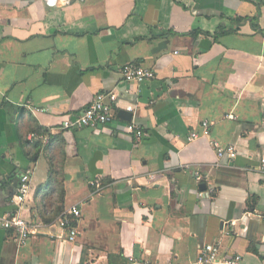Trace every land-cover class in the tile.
<instances>
[{
	"label": "crops",
	"instance_id": "obj_1",
	"mask_svg": "<svg viewBox=\"0 0 264 264\" xmlns=\"http://www.w3.org/2000/svg\"><path fill=\"white\" fill-rule=\"evenodd\" d=\"M128 64L155 78L125 82ZM107 93L111 123L61 130ZM263 157L264 0H0V219L34 226L25 245L0 228V264H189L216 243L264 264Z\"/></svg>",
	"mask_w": 264,
	"mask_h": 264
},
{
	"label": "built area",
	"instance_id": "obj_2",
	"mask_svg": "<svg viewBox=\"0 0 264 264\" xmlns=\"http://www.w3.org/2000/svg\"><path fill=\"white\" fill-rule=\"evenodd\" d=\"M49 7L55 8L59 5L60 0H44ZM121 74L123 80L127 83L141 84L145 81L152 80L155 78L154 72L147 67L128 64L125 65ZM117 101V96L114 93L99 94L97 95L91 104L79 114H74L67 117L60 128L62 131H69L75 129H90L95 130L100 126L111 123L114 118V104ZM32 112H43L42 109L29 106ZM204 128L208 127V123L203 124ZM127 132L134 134L136 139L140 141L144 134L134 124L127 126ZM199 134L193 132L190 135L189 140L197 139ZM29 144L33 145L36 142L48 144L50 141V134L47 132L43 133H31L27 137ZM218 157L223 158L225 156L230 159H235L237 151L235 146H229L226 148H218ZM259 171L264 176V157L260 160ZM197 178L200 180L201 175L196 173ZM30 177L28 174L22 177L21 182L17 189V195L15 202L17 205H22L30 191ZM81 215L78 207H72L67 213L64 214L58 220L59 226L62 230H65V235L60 237L62 243H75L78 237V230L72 222V218L78 219ZM33 225L18 215H8L5 218L0 219V228L4 230L12 231L16 241L19 245H25L32 236ZM87 264V263H86ZM91 264V263H88ZM189 264H242V258L240 256H227L221 254V244H210L204 245L200 251L197 259L193 263Z\"/></svg>",
	"mask_w": 264,
	"mask_h": 264
},
{
	"label": "water",
	"instance_id": "obj_3",
	"mask_svg": "<svg viewBox=\"0 0 264 264\" xmlns=\"http://www.w3.org/2000/svg\"><path fill=\"white\" fill-rule=\"evenodd\" d=\"M123 116H125V117H130L131 116V114L130 113H128V112H124V114H123ZM201 188H202V190H206V188H207V186L206 185H202L201 186Z\"/></svg>",
	"mask_w": 264,
	"mask_h": 264
},
{
	"label": "trees",
	"instance_id": "obj_4",
	"mask_svg": "<svg viewBox=\"0 0 264 264\" xmlns=\"http://www.w3.org/2000/svg\"><path fill=\"white\" fill-rule=\"evenodd\" d=\"M43 132L44 131H40L39 133H43ZM34 145H35V147L39 148V147H41V142H36Z\"/></svg>",
	"mask_w": 264,
	"mask_h": 264
}]
</instances>
